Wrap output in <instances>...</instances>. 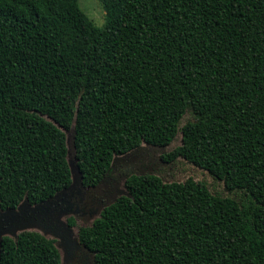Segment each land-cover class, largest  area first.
Returning <instances> with one entry per match:
<instances>
[{
  "label": "trees",
  "instance_id": "1",
  "mask_svg": "<svg viewBox=\"0 0 264 264\" xmlns=\"http://www.w3.org/2000/svg\"><path fill=\"white\" fill-rule=\"evenodd\" d=\"M102 3L99 27L79 0H0V208L71 186L68 130L89 188L116 155L181 131L163 159H187L232 194L132 174L127 195L78 227L80 243L96 264H264V0ZM0 264L61 253L24 230L2 236Z\"/></svg>",
  "mask_w": 264,
  "mask_h": 264
},
{
  "label": "rangeland",
  "instance_id": "2",
  "mask_svg": "<svg viewBox=\"0 0 264 264\" xmlns=\"http://www.w3.org/2000/svg\"><path fill=\"white\" fill-rule=\"evenodd\" d=\"M81 7L94 21L103 27L106 11L102 0H79ZM186 114L180 123L182 127L188 119ZM73 130V129H72ZM71 131V130H69ZM73 131L70 132V166L74 172L72 185L54 198L38 205L23 202L16 210L0 209V238L8 235L16 237L24 230H36L53 238L61 253V264H95L94 253L90 252L78 239V227L89 226L100 216L102 210L119 196L127 195L126 179L132 174H157L165 182H184L189 178L205 182L212 192L231 195L223 182L215 180L204 169L183 157L166 162L163 155L172 152L182 144L179 131L175 140L167 146L142 143L140 147L124 155H116L109 173L96 187H84L77 167L73 147ZM76 226L69 224V218Z\"/></svg>",
  "mask_w": 264,
  "mask_h": 264
},
{
  "label": "bare ground",
  "instance_id": "3",
  "mask_svg": "<svg viewBox=\"0 0 264 264\" xmlns=\"http://www.w3.org/2000/svg\"><path fill=\"white\" fill-rule=\"evenodd\" d=\"M70 132H72V131H69V132L66 131V133H67V140H68V148H69V154H68L69 161H70V152H72V148L70 147V139H69V135H68ZM72 173H73V178H74V172H73V170H72Z\"/></svg>",
  "mask_w": 264,
  "mask_h": 264
},
{
  "label": "water",
  "instance_id": "4",
  "mask_svg": "<svg viewBox=\"0 0 264 264\" xmlns=\"http://www.w3.org/2000/svg\"><path fill=\"white\" fill-rule=\"evenodd\" d=\"M69 131V130H68ZM73 147L75 148V146H74V143H73ZM113 161H114V159H113ZM112 164H113V162H112ZM78 167V166H77ZM78 170H79V168H78ZM79 173H80V171H79ZM80 176H81V173H80ZM82 178V177H81ZM72 185V184H71ZM68 189V188H67ZM66 190V189H65ZM25 202V201H24ZM27 202V201H26ZM23 203V202H22ZM21 203V204H22ZM28 203V202H27ZM20 204V205H21ZM29 204V203H28ZM30 205V204H29ZM19 208V207H18ZM1 209V208H0ZM2 210V209H1ZM8 210H16V209H8ZM6 211V210H5ZM17 237V236H16ZM2 238V237H1ZM1 238H0V240H1Z\"/></svg>",
  "mask_w": 264,
  "mask_h": 264
},
{
  "label": "flooded vegetation",
  "instance_id": "5",
  "mask_svg": "<svg viewBox=\"0 0 264 264\" xmlns=\"http://www.w3.org/2000/svg\"><path fill=\"white\" fill-rule=\"evenodd\" d=\"M89 250V249H88ZM90 251V250H89ZM91 252V251H90ZM95 260V259H94ZM96 264V263H95Z\"/></svg>",
  "mask_w": 264,
  "mask_h": 264
}]
</instances>
